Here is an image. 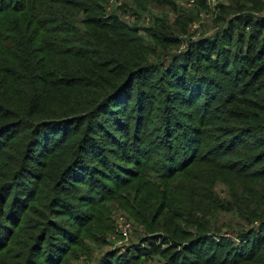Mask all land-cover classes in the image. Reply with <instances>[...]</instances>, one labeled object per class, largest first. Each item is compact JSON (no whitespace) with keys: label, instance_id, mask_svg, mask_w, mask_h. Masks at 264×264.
<instances>
[{"label":"trees","instance_id":"obj_1","mask_svg":"<svg viewBox=\"0 0 264 264\" xmlns=\"http://www.w3.org/2000/svg\"><path fill=\"white\" fill-rule=\"evenodd\" d=\"M135 1L141 11L148 4L175 13L180 7L176 0ZM105 2L0 0V253L17 243L30 264L38 263L46 244L53 253L47 224L31 244L15 242L45 178L34 164L45 167L53 158L52 176L60 177L53 206L75 212L65 192L81 185L88 194L81 201L95 203L98 181L92 180L102 172L90 163L108 167L105 149L117 151L104 148L101 138L118 146L127 163L140 165L145 145L153 143L147 140L150 117H156L165 165L147 171L164 180L185 176V186L169 198L164 193L170 202L153 217L156 230L183 250L170 261L214 264L221 249L218 264H258L264 253V15L253 13L264 10V0L222 6L223 29L180 55L173 49L192 21L184 6L175 23L157 18L141 31L107 16ZM181 106L190 109L187 116ZM159 110L161 118L153 114ZM194 167H203L200 175ZM9 250L0 264L17 263ZM62 254L66 250L53 264Z\"/></svg>","mask_w":264,"mask_h":264},{"label":"rangeland","instance_id":"obj_2","mask_svg":"<svg viewBox=\"0 0 264 264\" xmlns=\"http://www.w3.org/2000/svg\"><path fill=\"white\" fill-rule=\"evenodd\" d=\"M175 2L180 6L176 13L170 10L169 7H160L158 9L155 6H149V4L145 11H141L137 9L135 0H106L104 4L107 9V16L117 15L128 26L142 31V29L152 28L157 18L168 17L172 24L175 23L179 16L177 12L182 8L181 4L183 3L186 8L185 12L190 13L189 19H192V21L189 22L186 32L179 34L180 40H184V42L173 49H178L176 55L188 51L196 43L215 38L218 31L226 25V22L223 21L225 19L220 20L226 15L222 12V6L233 5V0H223L215 10H211L207 4L202 5L200 0H176ZM137 14L141 16L140 20H126L127 16ZM263 14L264 10L253 13V15ZM146 16L150 18L148 25L144 21ZM139 34L143 36L142 33ZM180 109L185 111L186 116L190 112V109L186 106H181ZM155 113H159L161 118L162 111H155L153 114ZM158 124V118L152 117L151 119L150 117L147 140L149 141L150 139L153 143L145 145L147 152L150 154L147 153L146 159L145 157L142 159L143 162L140 165L147 166L144 168L140 165L127 163L123 158L122 151L118 150V146L113 147L107 140L101 138L104 148H114L117 151L116 153L107 152L105 149L104 156L109 161L108 167L102 164L95 165L93 162L90 163V165H94L95 169L99 170L98 172L106 174L105 178V175L98 173L92 180V184L98 181L96 183L97 187L93 188L96 197H92V200L95 203L87 205L81 201L83 198L81 195L88 196L82 191L81 185H78L80 190L69 187L67 190L69 192H65L67 195H71L70 199L73 202L71 203L72 206H75V212L77 211V213L74 212V209L60 211L59 206H53L52 199L57 196L55 189L59 188L60 183L59 175L52 176V173H54L52 170L57 166L56 162L51 161L53 158L50 157L46 160V164L44 163L45 167L34 164L33 166L37 171L42 170L41 174L45 178L42 177L38 182L40 186L38 194L31 201L32 211L27 215L30 222L27 225H23L21 228L22 238L15 240V242L20 241L22 246L31 244L33 242L32 237L40 231V229L38 231L36 229L47 224L51 228L48 229V235L53 234L52 246L54 249L53 253H51L52 255L49 256L48 249L50 248L46 244L44 255L38 260L37 264H53L57 254L62 250H66V254H62V260L59 264H109L110 262L113 264H178L170 261L171 256L173 252L182 253L183 250L180 246L175 245L174 240L171 241L169 239L171 237L167 233L156 230L158 225L153 223V217L170 202L164 201V193L169 198L171 193L179 191L185 186V176L180 178V173L176 179L164 180L162 179L163 177L153 173L154 171H147V168H150L160 172L159 168L165 165V159L160 155L164 154V147L160 143L157 144V141H159V136L157 135ZM156 126L158 128L154 129ZM118 136L120 135L118 134ZM177 139L175 138V142ZM184 139L188 141V139ZM59 153L60 151L57 154ZM61 159H66L65 152H61ZM39 160L41 159L39 158ZM50 161L52 162L51 164L48 163ZM113 164L124 166L126 170L115 169ZM202 169L203 167H194L192 172L200 175ZM128 170H131L134 175L132 174L131 176ZM46 179H49V181ZM110 179H116V182L109 181ZM47 184L49 187L46 186ZM223 188L221 185L217 188V192L221 196H224ZM82 217H89V220L82 219ZM76 218L82 219L83 222ZM90 218L91 222H89ZM169 223L171 224L170 221ZM53 224H56L57 228ZM53 226L56 229H52ZM194 231L195 229H191L193 235H195ZM43 236L44 238L46 236L44 232ZM225 237L233 239L231 235H225ZM163 238H166V242L163 241ZM155 243L156 250L153 253ZM22 249L23 247H19L17 243H15L14 247L10 244L5 246L4 251L0 254L2 256L9 250V257L15 254V258H18L17 263L11 264H30V257L29 259H26L27 256L22 258ZM143 250L147 251L141 257L140 253ZM133 253H136L134 257ZM216 254L217 261L213 263H221L223 260H220L222 256L221 249L217 250ZM126 259L127 261L124 262ZM258 261V264H264V253L259 256Z\"/></svg>","mask_w":264,"mask_h":264},{"label":"built area","instance_id":"obj_3","mask_svg":"<svg viewBox=\"0 0 264 264\" xmlns=\"http://www.w3.org/2000/svg\"><path fill=\"white\" fill-rule=\"evenodd\" d=\"M223 0H206V4L207 6L211 9V10H215L218 5L222 2ZM182 6H184V4L182 3L181 4ZM264 15V14H263ZM257 16H262V15H257ZM130 20V21H137V20H140L141 19V16H138V15H134V16H127L126 17V20ZM144 21L147 23V25L149 24L150 22V18L149 17H145L144 18ZM218 31V30H217Z\"/></svg>","mask_w":264,"mask_h":264}]
</instances>
